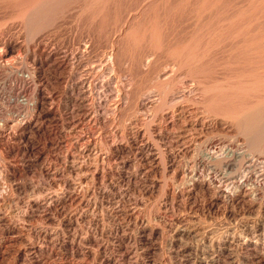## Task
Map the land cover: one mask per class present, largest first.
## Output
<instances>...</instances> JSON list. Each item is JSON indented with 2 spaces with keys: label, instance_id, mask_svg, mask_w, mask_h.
<instances>
[{
  "label": "rangeland",
  "instance_id": "obj_1",
  "mask_svg": "<svg viewBox=\"0 0 264 264\" xmlns=\"http://www.w3.org/2000/svg\"><path fill=\"white\" fill-rule=\"evenodd\" d=\"M224 1L0 0V264H264V207L227 206L208 157L215 139L216 155L264 150L262 101L239 116L200 101L257 73L221 19L264 4ZM153 17L167 43L147 69Z\"/></svg>",
  "mask_w": 264,
  "mask_h": 264
},
{
  "label": "bare ground",
  "instance_id": "obj_2",
  "mask_svg": "<svg viewBox=\"0 0 264 264\" xmlns=\"http://www.w3.org/2000/svg\"><path fill=\"white\" fill-rule=\"evenodd\" d=\"M26 1V0H25ZM31 1V0H30ZM178 1V0H177ZM212 3H214L215 5H217L216 3L221 1V0H210ZM232 1V0H231ZM230 1V2H231ZM234 1V0H233ZM252 0L251 2L255 4L256 1ZM259 1V0H257ZM169 2V1H168ZM206 2V1H205ZM209 2V1H207ZM223 2H225L223 0ZM228 2V1H227ZM226 2V3H227ZM262 3H258V4H264L263 0L261 1ZM80 3V2H79ZM141 3V2H140ZM210 3V4H212ZM251 3V4H252ZM194 4V3H193ZM209 4V3H208ZM207 4V5H208ZM213 4V5H214ZM230 4V3H229ZM233 4V3H232ZM237 4V3H236ZM144 5V4H143ZM182 5V4H181ZM201 5V4H200ZM214 5V6H215ZM219 5V4H218ZM228 5V4H227ZM241 5V4H240ZM257 5V2L256 4ZM24 6V5H23ZM211 6V5H210ZM224 6V5H223ZM259 7H255L252 8L253 6H248V8H250L249 10H246V8L244 9H239L240 11L237 13H233L230 15L225 14V17H222V21L224 22V24L227 21V26L230 27L229 30L226 32V37H225V41L221 40L223 43V45H226L229 49H231V47H233L232 51L229 49L227 51H231V55L234 56V58L236 57L237 59H239V61L237 60V63L242 66V69L244 68L243 74L246 73V69L247 66L248 68H253L254 70L251 69V71H247V72H257L260 71V74H253L252 75H242L241 73V78L240 81H235L237 84H239V87H235V88H229L228 86H230L229 84L232 85V83H230L229 80V84H226L228 86L229 89L226 91V89L224 88L223 92H218L217 89L214 88L212 89L213 92L214 90L217 91V93L212 94L213 92H210L209 90L206 91L207 93H205V95L202 96V99L200 101H202V103L207 104L206 106L209 107L210 109H212V113L215 111H217L218 113L221 114H226L227 116L230 115H238L239 111H241V109L244 111L247 107L248 111L249 106L248 104H255V102H258L260 104L261 101L264 103V30H260L262 29L261 27H257V29H259V32H257L256 30V34L252 35L251 32H253L252 28L255 26V24L259 22H262L261 19L259 20V18H261L262 14L264 13V10L262 8H264L262 6V8L260 7V5H258ZM142 7V6H141ZM157 7V6H156ZM169 7V6H168ZM180 7V6H179ZM229 7V5H228ZM239 7V6H238ZM33 8V7H32ZM120 8V7H119ZM200 8V7H199ZM226 8V7H224ZM230 8V7H229ZM25 9V8H24ZM30 9V8H29ZM222 9V8H221ZM109 10V9H108ZM118 10V9H117ZM125 10V9H124ZM195 10V9H194ZM204 10V9H203ZM226 10V9H224ZM223 10V11H224ZM234 10V9H233ZM25 11V10H24ZM89 11V10H88ZM91 11V10H90ZM207 11V10H206ZM23 12V11H22ZM151 12V11H150ZM185 12V11H184ZM231 12V11H230ZM16 13V12H15ZM94 13V12H93ZM157 13V12H156ZM169 13V12H168ZM173 13V12H172ZM213 13V12H212ZM218 13V12H217ZM224 13V12H223ZM111 14V13H110ZM132 14V13H131ZM155 14V13H154ZM194 14V13H193ZM199 14V13H198ZM23 15V14H22ZM164 15V14H163ZM190 15V14H189ZM195 15V14H194ZM227 15V16H226ZM148 16V15H147ZM165 16V15H164ZM168 16V15H167ZM264 16V14H263ZM152 17V16H151ZM177 17V16H176ZM104 18V17H103ZM182 18V17H181ZM163 19V18H162ZM161 19V20H162ZM175 19V18H174ZM185 19V18H184ZM264 19V18H263ZM123 20V19H122ZM150 20V19H149ZM167 20V19H166ZM214 20V19H213ZM144 21V20H143ZM220 21V22H222ZM159 18L158 17H153L151 22L148 23L149 25H151V31L148 32L146 31L147 27L149 29L150 26L145 27V30L143 29V32L141 34V36H144L142 39L143 41L145 40V38L147 40L145 41H149V44H151V48L149 50H147L146 52V67L147 69H150L152 65V62L154 63L153 59L156 56V50H157V46L159 45H163L164 42V34L162 33L163 30L161 31V28L159 29ZM170 22V20H169ZM182 22V21H181ZM192 22V21H191ZM216 22V21H215ZM219 21H217L218 23ZM229 22V23H228ZM264 22V21H263ZM213 23V22H212ZM147 24V25H148ZM165 24V22H164ZM220 24V23H218ZM223 24V23H222ZM260 24V23H258ZM143 25V24H142ZM172 25V24H171ZM203 25V24H202ZM205 25V24H204ZM263 25V24H262ZM118 26V25H117ZM146 26V25H145ZM162 26V25H161ZM219 26V25H218ZM259 26V25H257ZM124 27V26H123ZM143 27V26H142ZM226 27V25H225ZM224 27V28H225ZM264 27V26H263ZM138 28V27H137ZM141 28V27H139ZM168 28V26H167ZM215 28V27H214ZM114 29V28H113ZM131 29V28H130ZM166 29V28H165ZM177 29V28H176ZM175 29V30H176ZM201 30V29H200ZM209 30V29H208ZM212 30V29H211ZM218 30V28H217ZM215 30V31H217ZM255 30V29H254ZM119 31V30H118ZM142 31V30H141ZM205 32V31H204ZM139 33V32H138ZM211 33V31H210ZM214 33V32H213ZM223 32H221L222 34ZM138 35V34H137ZM140 35V33H139ZM209 36V34H207ZM213 35V34H212ZM211 35V36H212ZM224 35V34H223ZM133 36V35H132ZM136 36V33H135ZM214 36V35H213ZM121 37V34L119 36V38ZM166 37V36H165ZM198 37V36H197ZM201 37V36H199ZM205 37V36H204ZM215 37V36H214ZM118 38V39H119ZM127 38V37H126ZM129 38V35H128ZM194 38V36H193ZM211 38V37H210ZM219 39V37H216V39ZM222 38V37H221ZM212 39V38H211ZM215 39V38H214ZM215 39V40H216ZM223 39V38H222ZM116 40V39H115ZM119 41V40H118ZM168 41V40H167ZM173 41V40H172ZM207 41V40H206ZM220 41V40H219ZM218 41V42H219ZM139 42V41H137ZM166 42V40H165ZM201 42V41H200ZM161 43V44H160ZM167 43V42H166ZM170 43V42H169ZM192 43V42H191ZM207 43V42H206ZM205 43V45H206ZM113 44V43H112ZM174 44V43H173ZM220 44V43H218ZM217 41L215 42H211V49L217 48L218 45ZM191 45V44H190ZM193 45V44H192ZM209 45V44H207ZM216 45H218L217 47H215ZM222 45V46H223ZM126 46V44H125ZM130 46V45H129ZM169 46V45H168ZM176 46V45H175ZM131 47V46H130ZM166 47V46H165ZM181 47V46H180ZM179 47V48H180ZM124 48V47H123ZM161 48V47H160ZM182 48V47H181ZM191 48V47H190ZM193 48V47H192ZM196 47H194L195 49ZM219 48V47H218ZM112 49V48H111ZM114 49V48H113ZM118 49V48H117ZM148 49V48H147ZM178 49V48H177ZM187 49V48H186ZM192 49V50H194ZM223 49L224 46H223ZM119 50V49H118ZM139 50V49H138ZM171 50V49H170ZM169 50V51H170ZM175 50V49H174ZM114 51V50H113ZM126 51V50H125ZM145 52V51H144ZM131 53V52H130ZM158 53V52H157ZM178 53V52H177ZM180 53V52H179ZM211 53V52H210ZM220 53V52H219ZM222 53V52H221ZM141 54V53H140ZM171 54V53H170ZM175 54V53H174ZM190 54V53H189ZM228 54V55H230ZM187 55V54H186ZM195 55V54H194ZM213 55V54H212ZM227 55V56H228ZM159 56V55H158ZM174 56V55H173ZM184 56V55H183ZM193 56V55H192ZM232 56V57H233ZM127 57V56H126ZM131 57V56H130ZM134 57V56H133ZM199 57V56H198ZM230 57V56H229ZM231 57V58H232ZM109 58H115V54L111 53ZM192 58V57H191ZM219 58V57H218ZM110 59V60H111ZM144 59V58H143ZM187 59V58H186ZM185 59V60H186ZM128 60V59H127ZM134 60V59H133ZM192 60V59H191ZM220 60V59H219ZM140 61V60H139ZM159 61V60H158ZM227 61V60H226ZM235 61V60H234ZM233 61V62H234ZM115 62V61H114ZM145 62V61H144ZM195 62V61H193ZM107 63V62H106ZM219 63V62H218ZM225 63V62H224ZM236 63V62H234ZM222 64V63H221ZM120 65V64H119ZM141 65V64H140ZM190 65V64H189ZM192 65V64H191ZM216 65V64H215ZM138 66V65H137ZM142 66V65H141ZM155 66V64H154ZM161 66V65H160ZM193 67V66H192ZM228 67V66H227ZM233 67V66H232ZM153 68V67H152ZM155 68V67H154ZM198 68V67H197ZM229 68V67H228ZM234 69V68H233ZM240 69V68H239ZM256 69V70H255ZM237 70V69H236ZM225 71V70H224ZM192 72V71H191ZM215 72V71H214ZM236 72V71H235ZM125 73V72H124ZM127 73V72H126ZM155 73V72H154ZM157 73V72H156ZM229 73V72H228ZM196 74V73H195ZM198 74V73H197ZM201 74V73H200ZM227 74V73H226ZM248 74V73H247ZM131 75V74H130ZM235 75V74H234ZM256 75V76H255ZM223 76V75H222ZM209 77V76H208ZM220 79V78H219ZM225 79V77H224ZM179 80V79H178ZM217 80V79H216ZM232 80V79H231ZM239 80V79H238ZM197 81V80H196ZM205 81V80H204ZM219 81V80H218ZM222 81V80H221ZM224 81V80H223ZM22 82V81H21ZM19 82V83H21ZM216 82V81H215ZM226 82V81H225ZM224 82V83H225ZM232 82V81H231ZM25 83V82H24ZM26 84V83H25ZM24 84V85H25ZM235 84V83H234ZM137 85V84H136ZM174 85V84H173ZM172 85V86H173ZM205 85V84H204ZM223 85V84H222ZM219 86V85H218ZM224 86V85H223ZM235 86V85H234ZM171 87V86H170ZM174 87V86H173ZM212 87V86H211ZM233 87V86H230ZM175 88V87H174ZM222 88V89H223ZM177 89V87H176ZM166 90V89H165ZM173 90V89H172ZM219 90V89H218ZM226 91V92H225ZM128 93V92H127ZM168 93V92H167ZM166 93V95H167ZM133 94V93H132ZM126 95V94H125ZM161 96V95H160ZM163 96V95H162ZM168 96V95H167ZM165 97V96H164ZM168 99V98H167ZM162 100V99H161ZM171 102V101H170ZM179 102V101H178ZM187 102V101H186ZM153 103V102H152ZM180 104V103H179ZM257 104V103H256ZM259 104V105H260ZM256 106V108H253V111H256V114L259 113V106ZM264 104H262V108ZM156 106V105H155ZM253 107V106H252ZM171 108V107H170ZM208 108V110H209ZM258 109V112H257ZM261 110V108H260ZM263 110V109H262ZM262 112V111H261ZM211 113V112H210ZM251 113V112H250ZM215 114V112H214ZM217 114V113H216ZM242 114V113H240ZM213 115V114H212ZM211 115V116H212ZM262 115V114H261ZM218 116V115H216ZM223 116V115H220ZM239 116V115H238ZM256 116V115H255ZM237 117V116H236ZM244 118V117H243ZM253 118V117H252ZM260 118V117H259ZM236 120V119H235ZM248 120V119H247ZM250 120V119H249ZM223 121V120H222ZM225 121V120H224ZM259 121V120H258ZM234 122V121H233ZM240 122V121H239ZM245 122V121H244ZM212 123V122H211ZM232 123V122H231ZM229 123V121L227 122H213L211 124V128L215 129V131L217 129L220 130V126L224 127L223 130H233V126L234 124ZM242 123V122H241ZM250 123V122H249ZM238 122L235 124L236 126ZM248 124V123H247ZM256 124V123H255ZM254 124V125H255ZM261 124V123H260ZM232 125V126H231ZM241 125V124H240ZM239 127V126H238ZM253 127V126H252ZM264 127V126H263ZM209 128V127H208ZM262 128V126H261ZM210 129V128H209ZM236 130H240L235 128ZM214 131V130H213ZM229 131V132H230ZM224 132V131H223ZM238 132V131H237ZM239 133V132H238ZM248 133V132H247ZM221 134V133H220ZM240 134V133H239ZM210 135V134H209ZM212 135V134H211ZM217 135V134H216ZM236 135V134H235ZM234 136V135H233ZM241 136V135H240ZM214 137V136H213ZM238 137V136H237ZM242 137V136H241ZM245 138V137H244ZM213 139V138H212ZM215 139V138H214ZM213 139V140H214ZM246 139V138H245ZM218 141V139H215V141ZM226 140V139H225ZM215 141H211L207 144V148H208V157L209 160L211 161H217L220 162V167L219 170L221 172V174L223 175V184L226 186V188L219 187L218 188V194L222 197L223 202L228 206L230 204H232L233 202H235L237 199H241L244 203H248L251 207H257L259 210L263 209V205H264V150L261 152L262 154H254L253 152H243L241 151V145L238 144L235 147H231L228 149H224L225 151L222 153V155H216L215 152H211L212 149V145H214V143H216ZM246 141V140H245ZM252 141V140H251ZM219 143V142H218ZM232 143V142H231ZM260 143V142H259ZM246 144V143H245ZM249 144V143H248ZM258 144V143H257ZM234 145V144H232ZM247 145V144H246ZM260 145V144H259ZM215 146V145H214ZM230 146V145H229ZM249 147V146H248ZM247 147V148H248ZM258 147V146H257ZM206 148V146H205ZM244 148V147H243ZM256 148V147H255ZM254 148V149H255ZM252 149V148H251ZM259 149V148H258ZM243 150V149H242ZM251 151V150H250ZM256 151V149H255ZM261 151V150H260ZM248 152V153H247ZM263 155V156H262ZM262 161V164H261ZM207 163V162H206ZM238 163V165H237ZM208 164H203V163H196V169L192 172V174L188 177L189 181L191 182V186H194L195 184H200L202 182H205L206 180L202 179L201 175V169H205L208 168ZM211 166V165H210ZM209 166V167H210ZM216 168V167H215ZM213 170V169H212ZM210 173V172H209ZM214 173V172H212ZM205 176V175H204ZM185 177V176H184ZM187 177V176H186ZM207 182V181H206ZM208 182L210 184H221V182H219V180H217L216 178L210 176L208 178ZM219 196V197H220ZM247 209V208H246ZM249 209V208H248Z\"/></svg>",
  "mask_w": 264,
  "mask_h": 264
}]
</instances>
